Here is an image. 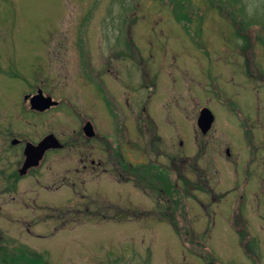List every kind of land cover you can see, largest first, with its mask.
<instances>
[{"label":"rangeland","instance_id":"obj_1","mask_svg":"<svg viewBox=\"0 0 264 264\" xmlns=\"http://www.w3.org/2000/svg\"><path fill=\"white\" fill-rule=\"evenodd\" d=\"M0 140V264H264V0H0Z\"/></svg>","mask_w":264,"mask_h":264},{"label":"flooded vegetation","instance_id":"obj_2","mask_svg":"<svg viewBox=\"0 0 264 264\" xmlns=\"http://www.w3.org/2000/svg\"><path fill=\"white\" fill-rule=\"evenodd\" d=\"M44 89L43 88H39L38 90H37V94H40V92L42 93V94H44V91H43ZM36 93L34 94H32V95H36ZM28 95H31V94H27L26 96H28ZM46 95V94H45ZM47 96H50L51 98H52V100L54 101L55 100V98L52 96V95H47ZM30 97L31 96H29V97H25L24 98V105H25V110H26V113H21V115L22 116H24V115H28V111H30V112H32V113H35V114H37V115H39V116H43V115H45L44 113H46V112H49L50 110H52L54 107H56V106H58L59 105V102H58V104H56V105H51L49 108H47V109H45V110H43V111H36V110H34V109H32L31 108V104H32V100L30 99ZM56 101V100H55ZM28 102H29V104H30V108L31 109H29L28 108ZM25 117V116H24ZM216 118V117H215ZM216 120V119H215ZM92 126H93V124L90 122V121H88ZM88 122H87V124L85 125V127H84V132H85V135L87 136V137H92V136H95L96 135V131H95V129H94V126L92 127V130L94 131V133H92L93 131H91L90 130V134H88ZM116 128H118L117 126H116ZM118 131H119V129H118ZM210 132V130L207 132V133H204V132H202L203 134H208ZM7 133L11 136L8 140L5 138H3L2 139V137H1V139L3 140V142H4V144H10V145H17L18 146V148H19V150H18V152H17V154H19L20 156L17 158V160H16V165L17 164H19V163H21V164H19L18 166V169H16L17 171L16 172H18L19 170H20V168L23 166V165H25V163H26V161H27V155H26V149H27V146H28V143H32V145H37L40 141H42L48 134H50V133H46V134H44L43 136H41L40 138H39V140H36L35 142H30V141H27V140H25L24 139V134H26V133H24V131L23 130H17V126H15V127H13V126H11L8 130H7ZM24 133V134H23ZM251 132H247V135L248 134H250ZM56 137L55 138H52V139H50V140H48L47 141V145H48V147H47V149L45 150V152H44V154H43V157H42V159L40 160V162H39V165L37 166V167H41V166H43L44 164H45V162L48 160V157L50 156V155H54V157L56 158L57 157V155H58V153L57 152H59L62 148H50V147H52V146H54V144H56V146H58L59 145V143L57 142V140H59L60 141V134H58L59 136H57L55 133H53ZM92 134V135H91ZM8 136V135H7ZM55 139V140H54ZM77 139H78V136H77ZM2 140H0V146H3V147H5L2 143ZM52 140V141H51ZM54 141H56V143L54 142ZM61 143H63L64 144V141H60ZM54 143V144H53ZM181 143H182V141H181ZM259 144H254V149H253V156L251 157V158H253V157H255L254 159H253V162H254V160H256V158H258V154H259ZM231 148L230 147H227V149H226V152H227V154L228 155H231ZM232 152H233V150H232ZM6 153V152H5ZM263 153V152H262ZM82 155L84 156V158H83V161L85 162V169L86 170H88V162H89V164L93 167L95 164H96V160L95 159H93V158H91V154L90 153H82ZM115 156H116V158H117V160L118 161H120L121 162V159L124 157L123 156V151L121 150V147L120 146H118L117 147V150H115ZM12 153L11 152H9L8 150H7V153H6V160L8 161V164H6V166L4 167L5 169H8L9 168V166L11 165V163L9 162L10 160H11V162H12ZM1 158H2V156H0V160H1ZM124 159V158H123ZM250 159V158H249ZM264 160V159H263ZM124 161H125V159H124ZM123 161V162H124ZM87 162V163H86ZM250 163H252L251 161H249V164ZM97 164L100 166V164H101V162H97ZM134 167H136L135 169H134V171H139V170H141L142 169V167H145L146 165H145V163H143V164H141V163H137V164H135L134 163V165H133ZM149 168H154V167H152V164L151 165H149ZM261 169L262 170V174H258V173H256V171H257V169ZM2 169V168H1ZM33 170V167L32 168H30L29 170H28V173L30 174L31 173V171ZM78 171H79V169H77ZM147 170V169H146ZM246 170L248 171L247 172V174H245V180H247V179H249V180H251V174H252V177L255 175V176H257L258 178H261L262 180H264V163H263V161H262V158H261V162L260 163H256L255 165H254V172L253 173H250V169H249V167H248V164H247V168H246ZM5 171H7V170H5ZM139 175H140V173H138ZM235 177L237 176L236 174H233ZM262 189V193H263V188H261ZM232 190V189H231ZM231 190L230 189H227V190H222V193L224 192V193H229V192H231ZM239 201H238V204H237V213H236V211H235V209H233L232 210V212H234L236 215H237V218L236 219H243V218H245L246 217V214H247V211H248V208L247 207H244L243 205H245V203L247 202V200L245 199V196H244V194H240L239 195ZM237 199V200H238ZM237 200L235 201V202H237ZM261 205V204H260Z\"/></svg>","mask_w":264,"mask_h":264},{"label":"water","instance_id":"obj_3","mask_svg":"<svg viewBox=\"0 0 264 264\" xmlns=\"http://www.w3.org/2000/svg\"><path fill=\"white\" fill-rule=\"evenodd\" d=\"M31 100H32V104H31L32 108L42 111L53 105V101L51 99L45 98L41 92L40 94H37L33 98H31ZM214 120H215V116L214 113L211 111V109H209L208 107H204L199 114L198 127L202 132L207 133L212 128ZM90 130L93 131L92 125L88 122V134L91 133ZM92 133H94V131ZM52 138H54V135H49L37 145H32V143H28L26 149V155L28 159L26 161L25 169L23 170V172H26L27 168L39 164L45 150L48 147L47 141ZM54 146H56V144H54Z\"/></svg>","mask_w":264,"mask_h":264},{"label":"trees","instance_id":"obj_4","mask_svg":"<svg viewBox=\"0 0 264 264\" xmlns=\"http://www.w3.org/2000/svg\"><path fill=\"white\" fill-rule=\"evenodd\" d=\"M175 188H176V186H175ZM116 211H117L116 213L120 216V213L122 212V210L121 209H117ZM74 221H77V220L74 219Z\"/></svg>","mask_w":264,"mask_h":264}]
</instances>
